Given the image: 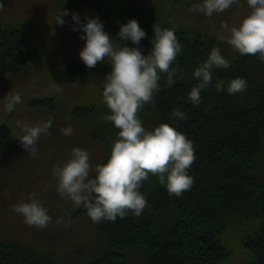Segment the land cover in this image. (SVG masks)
I'll return each mask as SVG.
<instances>
[{"label":"trees","instance_id":"1","mask_svg":"<svg viewBox=\"0 0 264 264\" xmlns=\"http://www.w3.org/2000/svg\"><path fill=\"white\" fill-rule=\"evenodd\" d=\"M163 10L156 3L149 14L145 8H131V18L138 19L147 32L136 45L145 54L152 47L155 23L172 28L170 19L162 16ZM25 27L10 26L0 33L1 45L8 53V69L23 70L36 57L34 46L21 47L16 42ZM174 31L182 45L173 63L176 83L168 85L167 74L162 73L154 103L145 104L138 115L142 122L154 121V126L168 122L192 140L194 160L188 169L193 177L191 187L180 196L169 194L157 176L150 174L140 189L148 201L142 214L102 219L98 237L90 246L65 221L63 225L67 224L70 232L54 237L52 245L40 244V239L32 245L0 240V264H222L231 255L224 237L247 225L254 227L244 241L250 264H264V87L256 79L260 58L238 50L227 57L225 47L215 37L191 27ZM213 46L220 48L230 66L213 69V82L202 90L201 103L193 104L187 98L197 83L193 69ZM105 71H111V61ZM236 76L247 81L243 91L229 94L226 87H215L217 80L227 82ZM176 107L188 114L186 119L178 121L173 116ZM108 124L112 129L109 137L115 140L119 130L112 121ZM13 137L12 129L3 123L1 150ZM70 215L77 220L88 214L80 205ZM53 248L59 253H52Z\"/></svg>","mask_w":264,"mask_h":264},{"label":"rangeland","instance_id":"2","mask_svg":"<svg viewBox=\"0 0 264 264\" xmlns=\"http://www.w3.org/2000/svg\"><path fill=\"white\" fill-rule=\"evenodd\" d=\"M197 2L198 0H2L0 33L10 26H26L16 42L21 47L34 46L37 53L34 61L23 70L8 69V53L0 40V126L8 124L14 135L8 147L4 150L0 147V240L32 245L36 239H40V244L52 245L51 240L60 238L66 231L70 232L67 224L63 225L66 221L83 241H87L85 244L90 246L95 237H98L97 231L102 222H94L89 215L72 220L70 214L76 212L80 205L57 191L58 179L53 174L54 166L62 164L70 156L74 146L89 150L94 168L95 164L103 163L110 155L113 141L109 137L112 135L109 120L103 118L109 109L102 96L107 74L105 67L110 58L98 61L95 67L87 66L79 55L85 44V40L81 38L82 30H73V25L77 22L72 19L71 14L64 17V24L56 23L61 9L67 8L78 13L81 22H85L87 17L98 16L103 21L105 30L112 35L114 47L118 48L123 44L136 47L132 41L119 37L120 25L131 18L133 6L145 8L149 14L156 3L161 9H165L162 16L166 20L170 19V27H191L208 37H215L225 47L224 54L227 57L234 56L237 49L228 42L229 32L222 25H238L251 11L247 0H237L228 9L214 12L212 16L192 10L191 6ZM258 63L260 69L256 79L264 87V60L260 59ZM9 92H18L22 97L21 102L11 111L5 107ZM50 116L52 126L38 139L37 155L29 154L17 137L22 125L36 124ZM143 124L146 128L154 127L152 120ZM68 125L72 126L73 132L71 135H64L61 129ZM94 174L90 172V175ZM32 193H35L51 215V220L45 227L25 223L23 216L13 210V205L29 200ZM253 230L254 227L250 225L237 227L224 237L231 255L222 264L252 262L244 241ZM47 251L59 253L55 248ZM67 260H70L69 256Z\"/></svg>","mask_w":264,"mask_h":264},{"label":"clouds","instance_id":"3","mask_svg":"<svg viewBox=\"0 0 264 264\" xmlns=\"http://www.w3.org/2000/svg\"><path fill=\"white\" fill-rule=\"evenodd\" d=\"M237 0H198L192 10L202 11L207 16L223 12ZM251 11L238 25L224 23L228 30V42L242 55H258L264 60V0H247ZM3 6L0 0V7ZM71 14L77 23L73 30L81 29V38L85 40L80 50V58L89 67H95L98 61L107 58L111 61V71L106 74L103 87V100L109 111L104 119L113 122L119 131L111 142L110 155L106 162L92 167L90 152L87 148L74 146L70 156L55 165L53 174L57 177V191L78 205H82L89 217L98 222L115 220L128 214L139 216L148 201L140 190L149 175L157 176L169 194L182 195L193 183L189 174L194 160L193 142L174 125L160 122L153 128H146L138 115L147 103H154V93L160 89V77L167 74V84L176 83L177 68L173 66L182 45L172 28L154 24L151 37V50L145 54L140 47L123 44L114 47L112 35L105 30L103 21L98 17H87L80 21L78 13L71 9H61L56 23L64 24L65 16ZM118 35L139 45L147 35L138 19L129 18L121 23ZM230 60L218 46H213L207 58L197 65L192 76L197 80L187 93L188 100L200 104L201 92L213 82V69L228 68ZM217 90L225 87L229 94L243 91L247 81L236 76L225 82H215ZM5 107L11 111L21 102L18 92H9ZM173 116L179 121L188 114L179 107L173 109ZM52 126V117L36 124H23L17 135L22 146L31 155H37L36 145L42 133ZM64 135H71V125L63 127ZM94 172V175H90ZM13 205V210L21 214L25 223L45 227L51 220L48 209L36 198Z\"/></svg>","mask_w":264,"mask_h":264}]
</instances>
